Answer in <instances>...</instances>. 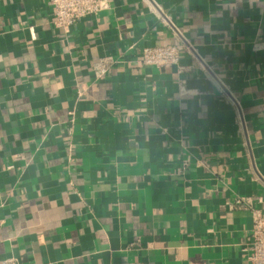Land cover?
I'll return each mask as SVG.
<instances>
[{
    "label": "crops",
    "instance_id": "obj_1",
    "mask_svg": "<svg viewBox=\"0 0 264 264\" xmlns=\"http://www.w3.org/2000/svg\"><path fill=\"white\" fill-rule=\"evenodd\" d=\"M157 44L179 63L144 64ZM253 208L264 0H112L68 29L0 0V264H249Z\"/></svg>",
    "mask_w": 264,
    "mask_h": 264
},
{
    "label": "built area",
    "instance_id": "obj_2",
    "mask_svg": "<svg viewBox=\"0 0 264 264\" xmlns=\"http://www.w3.org/2000/svg\"><path fill=\"white\" fill-rule=\"evenodd\" d=\"M112 0H51L53 24L58 28L68 29L74 23L89 15L96 14L110 7ZM166 17V16H164ZM167 21L174 32L182 39L181 32L174 24ZM186 43V42H185ZM187 52L195 53L194 48L187 42ZM183 50L178 45H153L145 47L141 53V60L146 65L163 67L168 64H178ZM115 59L111 56L102 57L95 65L97 78L103 77L109 71ZM229 99L239 107L238 101L230 94ZM249 204L248 200L235 198L233 205L242 206ZM251 241L247 248L246 256L249 264H264V210L252 209V224L250 229Z\"/></svg>",
    "mask_w": 264,
    "mask_h": 264
}]
</instances>
